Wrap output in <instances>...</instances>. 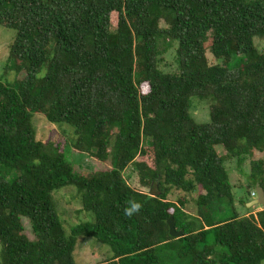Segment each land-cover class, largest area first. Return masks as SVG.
Listing matches in <instances>:
<instances>
[{
	"label": "trees",
	"instance_id": "16d2710c",
	"mask_svg": "<svg viewBox=\"0 0 264 264\" xmlns=\"http://www.w3.org/2000/svg\"><path fill=\"white\" fill-rule=\"evenodd\" d=\"M0 25L16 32L5 73H25L0 82V264H76L80 236L111 247L105 264H163L157 250L172 241L191 264L264 263V208L212 215L234 199L227 158L264 153V51L254 42L264 0H0ZM237 55L247 62L230 69ZM192 97L213 102L208 123L193 118ZM35 113L73 127V149L111 167L75 171L65 145L37 139ZM250 179L249 193L264 190V159ZM67 185L94 215L69 235L53 198ZM173 190L198 191L197 216L186 198L168 199ZM133 202L142 207L125 215Z\"/></svg>",
	"mask_w": 264,
	"mask_h": 264
},
{
	"label": "rangeland",
	"instance_id": "374dc122",
	"mask_svg": "<svg viewBox=\"0 0 264 264\" xmlns=\"http://www.w3.org/2000/svg\"><path fill=\"white\" fill-rule=\"evenodd\" d=\"M161 22V25H164ZM16 32L0 25V82L11 84L18 79L25 76L24 72L9 71L5 73V67L9 56V46L15 38ZM254 42L259 50L264 51V38L255 37ZM175 55V52H174ZM207 57L211 64L216 61L209 49ZM165 61L170 65L167 71L174 72L176 64L173 58L165 56ZM174 62V63H173ZM247 62V58L243 55H237L229 62L228 67L235 69L243 66ZM167 68V67H166ZM143 93L147 91L146 86H142ZM210 100L192 97L190 112L198 123H208L210 121ZM32 123L36 131V137L39 141L47 145H65V152L68 160L73 164L75 171L78 172H99L107 170L110 162H100L91 156L82 154L73 149L72 144L75 141V129L68 124H56L49 122L46 117L41 113H35L32 118ZM217 152L223 156L225 151L222 146H216ZM264 159V153L255 151L254 155L249 156L247 159L242 160L241 163L237 162V158H227L226 168L229 172L230 183L232 185V192L234 199L232 202L227 199L217 201L213 209V217L216 221L229 219L235 213L239 216L249 215L256 213L264 208L262 204L248 205L251 201L257 198V194L249 193L247 186L251 183L250 172L251 162L253 160ZM132 168L129 167L125 171V175L131 174ZM130 184L135 188H140L138 178L135 173L131 174ZM148 191L147 189H143ZM256 193V190H255ZM188 194L183 191L173 190L168 199L171 201H179V199L188 200L186 211L194 216H197L198 209L196 206V199L198 191L192 193L190 198ZM55 210L60 217L67 234L71 233L72 228L75 226L94 221V215L90 211L83 210L81 194L74 185L64 186L53 193ZM22 223L24 226V233L31 240L35 239L32 232L29 219L23 217ZM177 239V238H176ZM172 244L167 247H159L157 250L158 256L163 264H191L189 258L183 255L182 248L184 243L180 241H172ZM113 257V251L108 244L97 241L95 237L80 236L77 239L74 259L76 264H105ZM264 264V263H262Z\"/></svg>",
	"mask_w": 264,
	"mask_h": 264
},
{
	"label": "water",
	"instance_id": "95a60500",
	"mask_svg": "<svg viewBox=\"0 0 264 264\" xmlns=\"http://www.w3.org/2000/svg\"><path fill=\"white\" fill-rule=\"evenodd\" d=\"M255 190H256L257 198L255 200L251 201L248 205L249 206L251 204L252 205H255V204L264 205V190H263V188L261 186H259V184H257L255 187ZM167 224L169 226V233L172 237H175V238L183 237V235H184L183 232L177 230V228H176V222H175L173 215H171L169 217V219L167 220Z\"/></svg>",
	"mask_w": 264,
	"mask_h": 264
},
{
	"label": "clouds",
	"instance_id": "9594fccd",
	"mask_svg": "<svg viewBox=\"0 0 264 264\" xmlns=\"http://www.w3.org/2000/svg\"><path fill=\"white\" fill-rule=\"evenodd\" d=\"M142 207L138 202H133L130 208L125 209V215L131 216L133 213L138 212Z\"/></svg>",
	"mask_w": 264,
	"mask_h": 264
},
{
	"label": "built area",
	"instance_id": "2783aa9c",
	"mask_svg": "<svg viewBox=\"0 0 264 264\" xmlns=\"http://www.w3.org/2000/svg\"><path fill=\"white\" fill-rule=\"evenodd\" d=\"M255 195V193H253Z\"/></svg>",
	"mask_w": 264,
	"mask_h": 264
}]
</instances>
